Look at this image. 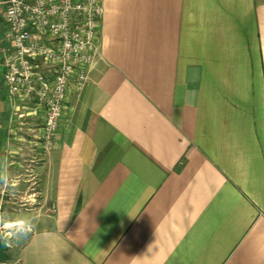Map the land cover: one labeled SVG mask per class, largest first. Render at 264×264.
I'll use <instances>...</instances> for the list:
<instances>
[{"label": "crops", "instance_id": "crops-1", "mask_svg": "<svg viewBox=\"0 0 264 264\" xmlns=\"http://www.w3.org/2000/svg\"><path fill=\"white\" fill-rule=\"evenodd\" d=\"M102 3L52 149L0 64V212L34 226L0 264H264V0Z\"/></svg>", "mask_w": 264, "mask_h": 264}, {"label": "built area", "instance_id": "built-area-1", "mask_svg": "<svg viewBox=\"0 0 264 264\" xmlns=\"http://www.w3.org/2000/svg\"><path fill=\"white\" fill-rule=\"evenodd\" d=\"M6 46L0 64L17 107H43L40 136L52 149L70 85L81 91L99 50L102 0H1Z\"/></svg>", "mask_w": 264, "mask_h": 264}, {"label": "clouds", "instance_id": "clouds-1", "mask_svg": "<svg viewBox=\"0 0 264 264\" xmlns=\"http://www.w3.org/2000/svg\"><path fill=\"white\" fill-rule=\"evenodd\" d=\"M11 179L6 162H0V185L11 186ZM33 227L29 217L10 218L7 213L0 212V241L9 243L12 240L25 237L32 232Z\"/></svg>", "mask_w": 264, "mask_h": 264}, {"label": "trees", "instance_id": "trees-1", "mask_svg": "<svg viewBox=\"0 0 264 264\" xmlns=\"http://www.w3.org/2000/svg\"><path fill=\"white\" fill-rule=\"evenodd\" d=\"M8 249L9 248L4 243V241H0V262H5L10 259Z\"/></svg>", "mask_w": 264, "mask_h": 264}, {"label": "rangeland", "instance_id": "rangeland-1", "mask_svg": "<svg viewBox=\"0 0 264 264\" xmlns=\"http://www.w3.org/2000/svg\"><path fill=\"white\" fill-rule=\"evenodd\" d=\"M20 216H22V214H16V215H13V217L15 218V217H20ZM11 245H12V247H15L16 249L18 248L16 245H15V242H11L10 243Z\"/></svg>", "mask_w": 264, "mask_h": 264}]
</instances>
